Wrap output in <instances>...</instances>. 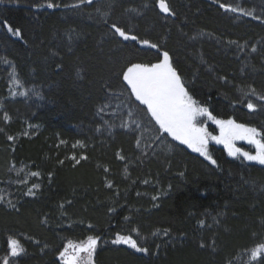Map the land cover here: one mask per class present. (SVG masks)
<instances>
[{
	"label": "trees",
	"instance_id": "1",
	"mask_svg": "<svg viewBox=\"0 0 264 264\" xmlns=\"http://www.w3.org/2000/svg\"><path fill=\"white\" fill-rule=\"evenodd\" d=\"M87 2L0 3V264L14 259L13 239L18 264H66L61 254L89 236L93 264H262L264 250L252 252L264 245V166L214 145L216 164L180 144L140 157L101 113L130 93L128 67L167 51L201 107L264 135V24L228 17L218 5L228 0H165L172 14L159 0Z\"/></svg>",
	"mask_w": 264,
	"mask_h": 264
},
{
	"label": "snow or ice",
	"instance_id": "2",
	"mask_svg": "<svg viewBox=\"0 0 264 264\" xmlns=\"http://www.w3.org/2000/svg\"><path fill=\"white\" fill-rule=\"evenodd\" d=\"M2 2L3 0H0V3ZM91 2L92 0H88V3ZM47 6L49 8L56 7V5L51 3ZM159 7L163 13L172 14L165 0H159ZM231 11H236V9L233 8ZM112 27L115 33L125 41H136L138 39L135 35L126 34L124 30L116 25ZM8 31L17 37L21 36L18 28L13 30L11 26H8ZM142 43L149 48L156 49L158 47L156 44H150L147 40H143ZM123 80L130 86L136 100L147 106L148 112L155 119L160 129L170 134L180 144L187 145L194 152L205 156L212 164H216V161L208 153L209 140L225 145L230 156L240 155L248 161H255L264 165V135L256 128L237 124L234 120H219L206 107H201L188 94L180 75L172 67L167 51L163 52V59L159 63L151 65L132 64L123 73ZM247 107L251 111L256 110L251 103ZM204 116H207L219 126V136H212L206 127L198 123V119ZM5 119L8 118L5 117ZM9 139H12V137H9ZM236 140H245L249 144L254 145L257 149L256 154L253 155L247 151L242 152L239 148H236L234 146ZM32 175L36 176L38 173L33 172ZM112 242L114 244H126L137 252H148V248L139 245L137 240L131 236H118ZM97 244L98 239L89 236L84 242L75 245L70 244L72 248V256L70 258L66 257L64 253L61 254V258L66 260V264H92ZM9 246L13 257L19 256L23 252L20 243L15 239L10 241ZM262 250H264V245H260L258 249L252 252V258L256 259ZM65 252H67V249ZM81 253L84 255H81ZM4 264H8V261L5 260Z\"/></svg>",
	"mask_w": 264,
	"mask_h": 264
},
{
	"label": "rangeland",
	"instance_id": "3",
	"mask_svg": "<svg viewBox=\"0 0 264 264\" xmlns=\"http://www.w3.org/2000/svg\"><path fill=\"white\" fill-rule=\"evenodd\" d=\"M227 3L228 6L223 5V7H221L222 4L218 5H220L221 9L228 17H232L239 22L243 20H249L264 24V11L262 10L264 9V0H228ZM233 8H235L236 11H231V9ZM140 46L144 49L155 50L153 48L147 47L143 43H140ZM129 89L130 93H122L123 95L120 100L109 102L108 105L105 106V110L102 111L101 115L103 114L105 117L104 119L106 120V132L111 134L122 132L128 136L134 137V145L140 157H150L151 159H154L158 158L161 155L168 156L176 152L179 149L177 144H180V142L176 141L170 134L165 133L162 129H160L155 119L151 116L150 112H148L147 106L142 105L138 100H136L130 86ZM131 95L137 103L134 101ZM244 95L245 92L242 90L238 91L237 93V97L241 100L244 98ZM139 105L145 107V109H142ZM259 115L264 116V108L259 112ZM108 119H111L114 123L112 122L109 125V123H107ZM198 123L206 128L208 125L215 127L217 129V134H211L212 136L220 135L219 126L207 116L200 117L198 119ZM180 145L184 146L193 154L205 158V156L201 155L198 152H194L187 145ZM209 145L222 147L229 155L228 149L225 147V145L217 144L214 140H209L208 146ZM234 146L236 148H239L242 152L247 151L253 155H255L257 151L254 145L249 144L245 140H236L234 142ZM230 157L244 160L245 162L250 164L264 166L255 161H248L240 155ZM71 250V247L67 248L68 252H70ZM81 255L84 254L81 253ZM19 256L11 259L9 263L11 264L13 262V264H18L16 260L21 258V256ZM71 256L72 254L70 252V255L68 257L70 258ZM9 257L12 258L13 256L10 254ZM9 257L8 259H10Z\"/></svg>",
	"mask_w": 264,
	"mask_h": 264
}]
</instances>
